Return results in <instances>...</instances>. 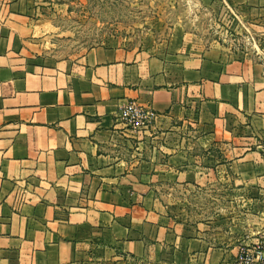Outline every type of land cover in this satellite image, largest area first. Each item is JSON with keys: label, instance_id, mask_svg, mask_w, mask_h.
I'll return each instance as SVG.
<instances>
[{"label": "crops", "instance_id": "0c3cea01", "mask_svg": "<svg viewBox=\"0 0 264 264\" xmlns=\"http://www.w3.org/2000/svg\"><path fill=\"white\" fill-rule=\"evenodd\" d=\"M222 1L264 16V0ZM34 4L0 0V264H232L237 247L163 192L217 182L264 194V68L180 30L41 54ZM128 101L157 115L164 153L118 124Z\"/></svg>", "mask_w": 264, "mask_h": 264}, {"label": "rangeland", "instance_id": "374dc122", "mask_svg": "<svg viewBox=\"0 0 264 264\" xmlns=\"http://www.w3.org/2000/svg\"><path fill=\"white\" fill-rule=\"evenodd\" d=\"M33 3L41 54L64 58L99 46L152 45L166 41L175 30H180L186 39L204 49L215 47L264 68V16H256L248 9L222 0L214 3L206 0H33ZM187 126L183 129L185 134L191 129ZM124 130L128 131L131 141L142 143V149L164 153V145L160 144L164 140L153 139L157 133L151 124L141 130ZM192 151L199 152L195 147ZM212 185H184L164 189L163 193L171 194V206L180 208L217 245L225 242L238 251L239 246L252 247L259 243L254 241L260 235L264 242V194L223 189L217 182Z\"/></svg>", "mask_w": 264, "mask_h": 264}, {"label": "built area", "instance_id": "2783aa9c", "mask_svg": "<svg viewBox=\"0 0 264 264\" xmlns=\"http://www.w3.org/2000/svg\"><path fill=\"white\" fill-rule=\"evenodd\" d=\"M157 119L149 107L128 101L118 108L117 122L125 129L141 130ZM232 264H264V247L256 243L252 247L239 246Z\"/></svg>", "mask_w": 264, "mask_h": 264}]
</instances>
